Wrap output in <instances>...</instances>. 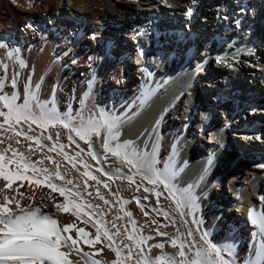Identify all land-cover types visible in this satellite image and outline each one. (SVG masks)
<instances>
[{"label": "bare ground", "instance_id": "6f19581e", "mask_svg": "<svg viewBox=\"0 0 264 264\" xmlns=\"http://www.w3.org/2000/svg\"><path fill=\"white\" fill-rule=\"evenodd\" d=\"M61 1L0 0V43L7 45V48H0V61L8 65L4 92L9 95L14 91L18 92L20 95L18 103H22L25 96V85L30 84L29 91L36 92L41 101H50L54 96L57 110L62 114L71 111V114L76 117V123H79L81 115L86 119L89 115L98 113L101 108L112 115L119 116L121 121L119 142H129V150L135 149L138 153L147 154V158L154 159L156 167L161 170H164L165 165H167L171 182L177 188L190 193L195 199L198 209L192 215L181 218L175 211V204L172 199L165 198L167 192L157 197L156 192L162 191L163 186L157 185L156 192L145 191V188L151 189L153 186L147 181H142L139 175H132L130 166L122 163L111 153H106L102 147L101 138L95 136L92 138L93 147L90 150L85 140H81L75 133H69L59 124L43 128L36 124L32 125L33 130L28 134L40 137L42 148L38 147L34 140H26L23 135L18 137L20 143L17 144V137L11 131L7 132L6 135L12 136L13 139H5V143L0 147H6L8 143H11L14 148L23 152L26 157L33 161L45 156L53 157L60 164V171L66 174L67 178L73 179L83 194L82 198L70 197V199H76L77 203L81 204L88 201L93 205H100L98 211L105 214L101 217L93 209L84 207L80 210L81 216H84L85 212H92L93 222L98 223L103 219L107 222L106 227L112 232L116 231L112 228L113 223L120 228V234L115 236L113 241H109L101 235L100 242L95 245L89 246L85 245L83 241L80 242L81 248L89 252L93 259L101 261V264L117 259L115 253L109 249V244L122 249L123 244H129L133 246L134 252L138 251L135 247L136 241L127 239L128 234L132 231V220L136 221L135 235L137 239L140 236L153 237L141 245L145 253L152 257L161 254V252H177L181 240H191V237H187V229L191 228L195 233L196 228L201 227L202 230H208L211 233L210 239L214 243L233 245L236 264H243L245 259L252 257L254 246L260 243V237L254 238L256 231L250 230L249 225H244L243 220L236 217V213L230 214V211L237 210L244 218V214L248 213L250 209L259 212L264 208L261 202L264 192H260L261 195L256 190V184H260L264 179V172L261 173L264 169V157L257 151L263 149L258 142L264 138V79L256 80V84L252 77L258 76L259 71L264 68V53L262 52L264 50V28H260L261 22H258L255 17H251L249 19L250 27L242 31L236 43L229 48V50L235 48L236 44L243 41L247 33L251 32L253 44L249 48L252 50L242 52L238 49L233 51L236 54L227 53L220 60L211 56L206 59L204 64H200L204 60L201 59L204 56L200 54H203L208 47L207 33L214 32L212 31L213 26H220L218 19L222 17V10L219 12L221 17L217 19L213 18L215 13L219 7L225 9L232 7L233 1L236 0H67L66 9L61 7ZM146 6L148 9L168 6V12H173L176 15L183 14L187 9L190 11V8L194 6L193 11L189 12L192 25L188 26V21H186V24H181L179 27L187 28L189 30L188 36L193 37L196 57L182 69L181 64L184 59L182 53L186 47H178L175 57L164 58L161 68L159 70L156 68V79H150L151 67L148 64L147 82H139V76L136 72L140 71L136 70L135 72L134 69L140 68L142 70V67L132 66L128 62L129 70L124 71L117 67L120 65L127 69V60L122 61L123 65L118 64L114 67L112 62L110 64L106 62L109 57L107 53H111L112 57L114 56L113 52L118 53L117 48L113 45L119 44L116 43L117 38H114L113 41L109 39V42L112 41V43L107 40L104 47L99 42L103 37H112L113 31L118 32L116 36L120 34L123 36V33L128 36L130 29L121 27L115 30V22H122L125 15L127 16L139 9L143 10ZM63 13L66 15L65 18L62 16ZM105 15L115 22L99 27V22ZM90 16L93 18L91 24H89ZM212 18L213 22H211ZM88 24L95 33L89 36V40L92 38L91 43H89L92 46L91 51H88L89 48L86 47L85 41L80 37ZM75 28H80L76 34L74 33L76 32ZM127 30L129 32H125ZM67 33H70V37L67 36ZM120 40L122 41V39ZM93 41L96 42L93 43ZM223 48L224 46L221 47V49ZM13 49H19V52L9 59L6 53ZM108 49L109 52H107ZM99 55H102V59H99ZM17 56L23 60L25 67H20ZM88 56L89 61L93 60V65L99 66L97 72L93 68L90 70V63L89 61L86 62ZM123 59L127 58L122 57L121 60ZM135 61L137 64L145 63L138 56ZM86 64L85 81L83 76L85 74L84 65ZM129 71H133V74L127 80V72L129 73ZM17 73L19 76L16 87L13 88L11 82ZM207 74L210 75L209 80L205 79ZM215 75H228L235 79L242 76L243 84H236V87L241 90V94L233 96V99L261 104L259 107L249 109L248 114L253 120L251 121L246 116V123L240 127L242 131L234 132L233 138L228 140L231 143H227L225 148L218 153L208 150L205 147L206 143L196 141L197 135L203 139L207 136L202 131L197 130V127L190 128L187 125L190 116L195 118L196 112L201 110V105L208 106L211 103L209 98L214 94L213 87H221V78L218 82L217 79L214 80ZM249 77H252V80L248 81ZM3 78L4 69L0 67V79ZM92 78L93 81L88 84ZM37 84L40 85L38 91L36 89ZM148 84L151 86H147ZM246 85H249L248 90L252 92L250 96H245ZM148 87L151 88L148 89ZM170 87L173 88L171 94L168 92ZM186 95H188L187 98H185ZM29 99L31 98L29 97ZM31 102L35 104V101ZM191 102L196 104H191ZM243 105L239 102L238 106L242 108ZM216 107L219 111L222 109L219 104ZM156 110L158 114L152 120V115ZM219 111L214 112L211 116V118L213 117L212 124H216L217 119H222ZM233 121H231V125L224 127L232 135ZM144 122L147 124L150 122V126L147 127V124L142 126ZM21 128L27 131L28 126L26 124L17 126L18 130ZM2 131L0 129V132ZM214 131L212 130L209 135L213 134ZM57 133H59L58 142ZM69 135H72L74 143L69 141ZM49 136L52 137L51 140L47 139ZM2 138L4 137L0 136V139ZM254 139L257 140L255 146L248 142ZM194 141L196 142L194 143ZM29 144L32 145V151L28 149ZM54 144L55 150L49 151V148ZM61 144L64 145L62 150L59 147ZM235 148L244 157L258 155L259 162L245 164L241 160H237L234 164L233 160L240 155ZM253 150L255 151L254 155L251 154ZM90 151L95 152L96 159L89 155ZM226 152H230L233 173L230 181L227 180V176L224 178L226 182H229L230 191L234 194L233 196L225 193L228 196L227 203L217 195L219 189H217V182H221V180L215 177L216 172L223 173L217 160L222 157V153L226 155ZM64 153L68 154L69 159L65 158ZM202 158L207 159L208 165L206 167L198 165V159ZM44 166L53 172L56 171L55 165L46 159ZM99 169H103V171H99ZM117 169L120 171L117 172ZM85 171L90 172L101 183L97 184L96 180L85 176L83 174ZM105 173L109 175H105ZM130 175H132L131 180L128 179ZM197 178L203 182L202 185L195 184V188L189 189L190 184L188 182H194ZM212 179L216 180L214 190L210 187ZM85 181H87V187L84 185ZM105 182L108 187L104 186ZM19 183L17 181V185ZM58 183L62 184L63 181H58ZM138 185L139 187H137ZM96 189H99V195H97ZM261 189L264 190V188ZM201 190L203 194H200ZM20 192L24 193L25 196L34 195L33 202L41 206L44 212L52 214L60 224L75 223L77 227H83L85 231L90 233L89 238H95V229L91 224H83L71 212L64 213L54 207L53 200L58 203H65L64 197L60 196L58 192H53L44 185L30 187L27 181L23 182ZM100 196H103L109 203L105 204ZM158 200L159 203H157ZM126 201L127 203H125ZM2 202L0 200V203ZM23 203L26 204L28 201L25 200ZM228 203L231 207L233 204L236 205V209L228 208ZM154 209L156 210L154 211ZM223 209H225L224 212L218 213ZM164 211L170 213L169 218L164 217ZM126 212H131L132 216L125 215ZM145 212L148 213L147 216L144 214ZM173 219L175 223L172 222ZM193 219L202 220V225L193 224ZM153 220L157 223L153 224ZM183 220H187L188 223H183ZM125 228L128 229V232L124 231ZM157 228L160 232H166L168 235H158ZM103 231L104 226H101V232L103 233ZM69 234L75 238L74 229ZM177 236L180 237L177 246L172 247L170 240ZM196 237L199 238V233H196ZM159 243H164L163 249L151 247ZM63 250L67 251V249ZM126 252L127 249H123L121 260H123ZM224 255L228 258L226 253ZM69 258L77 261L78 264H84V261L75 254L70 255ZM125 264H135V261L134 259L129 260Z\"/></svg>", "mask_w": 264, "mask_h": 264}, {"label": "snow or ice", "instance_id": "6c2138e0", "mask_svg": "<svg viewBox=\"0 0 264 264\" xmlns=\"http://www.w3.org/2000/svg\"><path fill=\"white\" fill-rule=\"evenodd\" d=\"M0 48H7V45L0 43ZM18 52L19 49H13L8 51L6 55L11 59ZM17 59L20 67H25L23 60L19 59L18 56ZM0 67L4 69V78L0 79V118H2L0 129L3 130L0 132V136L4 138L0 139V145L5 143V139H13L12 136L6 135L7 132L11 131L17 137V144L20 143L18 137L23 135L26 140H34L36 145L42 148L40 137L28 134L33 130L32 125L36 124L43 128L59 124L67 129L69 133H75L81 140H85L90 150L93 147L92 138L94 136L101 138L102 147L106 153H111L122 163L130 166L132 175H139L142 181H147L148 184L153 186L151 189L145 188V191L156 192V186L162 185V191L156 192L157 197L167 192L165 198L172 199L175 204V211L181 218L192 215L198 209L192 195L177 188L171 182L167 165H165L164 170H161L156 167L154 159L147 158V154L138 153L135 149L129 150V142H119V125L121 123L119 116L112 115L101 108L98 113H93L86 119L81 115L79 123H76V117L71 114V111L62 114L57 110L54 96L50 101H41L36 92L29 91L30 84L25 85L23 102L18 103L20 99L18 92L14 91L10 95L4 92L8 65L0 61ZM18 76L19 73L13 76L11 82L13 88L16 87ZM39 88L40 85L37 84V91ZM31 101H35V104ZM22 124L28 126L27 131L22 128L17 129V126ZM47 139L51 140L52 137L49 136ZM56 139L58 142L59 133H57ZM68 139L73 143L75 142L72 135H69ZM59 147L62 150L64 145L61 144ZM28 149L32 151L31 144L28 145ZM54 150L55 144L49 148V151ZM89 155L93 159L97 158L93 151H90ZM64 156L69 159L67 153H64ZM45 159L55 165L56 171L53 172L44 166ZM73 166L75 167V164ZM85 168H87V165H85ZM99 171H103V169H99ZM116 171L119 172L120 170L117 169ZM83 174L96 180L97 184L101 183L90 172L85 171ZM105 175L109 174L105 173ZM132 175L128 177L129 180L132 179ZM17 181L20 182L19 185H17ZM24 181H27L28 185L33 188L34 186L44 185L53 192H58L60 196L64 197L65 203H58L53 200L54 207L64 213L71 212L83 224H91L95 229V238H89L90 233L85 231L83 227H77L75 223L60 224L52 214L44 212L41 206L33 202L34 195L25 196L24 193L20 192V187H23ZM58 181H63V183H58ZM84 185L85 187L88 186L87 181L84 182ZM104 186L108 187L106 182ZM96 192L99 195V189H96ZM82 196L79 186L74 183L73 179L67 178L66 174L60 171V164L53 157L45 156L33 161L26 157L23 152L14 148L11 143H8L6 147H0V200L3 201L0 203V264H78L77 261L69 258L72 254L79 256L84 264H101V261L93 259L89 252L81 248L80 242L83 241L85 245L89 246L95 245L100 242L101 235L109 241H113L114 237L120 234V228L113 223L112 228L116 231L112 232L106 227L107 222L103 219L98 223L93 222L92 212H85L84 216H81L80 210L84 207L93 209L101 217L105 215L98 211L100 205H93L88 201L81 204L77 203L76 199H70V197L82 198ZM100 199L105 204L109 203L103 196H100ZM25 200L28 203H23ZM261 200L264 203V198H261ZM157 203H159V200ZM184 209H187V211H184ZM144 214L148 215L147 212ZM125 215L131 217L132 213L126 212ZM163 215L167 219L170 213L164 211ZM248 215L251 223L257 226L254 238L259 236L260 243L254 246L252 257L245 259L243 264H264V208L259 212L250 209ZM172 222L175 223V220L173 219ZM152 223L157 222L153 220ZM183 223L187 224L188 221L183 220ZM192 223L202 225L203 221L193 219ZM131 224L132 231L128 234L127 239L136 241L135 247L138 251L134 252L132 245L123 244V241H121L123 249H127L123 260H121L123 249L109 244V249L115 253L117 259L105 262V264H125L126 261L133 259L135 264H236L234 246L226 243H214L210 239L211 233L208 230H202L201 227H197L195 233L191 228L187 229V237H191V240H181L177 252H161V254L152 257L150 254L145 253L141 245L153 237L140 236L137 239L135 235L136 221L132 220ZM101 226H104L103 233L101 232ZM73 229L76 233L75 238L69 234ZM124 231L128 232V229L125 228ZM156 232L161 236L168 235L166 232H160L159 228L156 229ZM177 232H179V229H177ZM196 233H199L198 239ZM179 239V236L171 238V246L176 247ZM164 246V243H159L151 247L163 249ZM63 249H67V251ZM225 253L228 258L225 257Z\"/></svg>", "mask_w": 264, "mask_h": 264}, {"label": "rangeland", "instance_id": "374dc122", "mask_svg": "<svg viewBox=\"0 0 264 264\" xmlns=\"http://www.w3.org/2000/svg\"><path fill=\"white\" fill-rule=\"evenodd\" d=\"M67 8V7H66ZM65 8V9H66ZM147 8V6L145 7V9ZM144 9V10H145ZM67 11V10H66ZM81 15V14H80ZM62 16L65 18V14L63 13L62 14ZM92 19L93 18H91V16H90V18H89V24H91V23H93L92 22ZM87 25L85 28H84V31H83V35L82 36H80L81 37V39H83L84 41H85V43H86V47L87 48H89V50L88 51H91V47L92 46H90V44L89 43H91V41L89 40V36H90V34H92L93 33V30L89 27L90 25ZM93 25V24H92ZM79 29L80 28H75V30H76V32H74L75 34L77 33V32H79ZM125 32H129V30H127V31H125ZM95 33H93V35H94ZM123 36H125V33H123ZM123 36L120 34L119 36L117 35L116 37H115V39L117 38V40H116V43H121L122 41L120 40V39H122L123 38ZM111 38L112 37H103L102 39H101V44L103 45V43H104V45H106V41L107 40H111ZM119 39V40H118ZM94 42H96V41H93V43ZM93 45V44H92ZM104 47V46H103ZM114 47H116L117 48V50L118 51H120L121 49H120V47L118 46V45H115ZM119 48V49H118ZM245 50H247V51H249V50H252V48H247V49H241V51L242 52H244ZM263 53H264V50L262 51ZM234 53V52H233ZM113 54H114V56L113 57H117V55H118V53L116 54V53H114L113 52ZM234 54H236V53H234ZM200 55H203V54H200ZM112 56L110 57H108L107 59H106V62H108L109 64H110V62H112V66L114 67V66H116V65H118V64H124L123 62H124V60H127V64H128V62H129V60L128 59H123V60H121V59H117V58H113ZM202 60L204 59V57H202L201 58ZM112 60V61H111ZM93 61V60H92ZM91 61V63H93ZM123 61V62H122ZM107 63V64H108ZM130 63V62H129ZM133 63H134V60H133V62H132V66H135V65H133ZM105 67H106V65H105ZM104 67V68H105ZM136 67V66H135ZM121 68H122V66H121ZM129 64L127 65V69H124L123 68V70L124 71H128L129 69ZM130 69H131V67H130ZM136 70H139V71H142L140 68H136V69H134V71L136 72ZM133 71H129V73L127 72V74H128V78H127V80H129V78H130V76L133 74L132 73ZM137 73V72H136ZM208 75V76H207ZM206 76H205V79L206 80H209L210 79V75L209 74H207ZM221 78V75H215V78H214V80L215 79H217V81L219 82V79ZM126 80V81H127ZM208 82V81H207ZM188 97V95H186L185 96V98H187ZM185 98H184V100H185ZM209 100L210 101H212V96H211V98H209ZM184 104H186V102H184ZM209 105V104H208ZM219 105H221V108L223 107V105L222 104H219ZM261 104H258V103H256V102H252V105H250V106H246V108H245V110H244V108H239V106H237V108H238V111H237V113H236V115L233 117V119L231 120V121H233L234 122V125H233V135L231 136V138H233V136L235 135V133L236 132H241L242 130L240 129V127H241V125L242 124H244V123H246V121L245 120H247V118H246V116L248 117V119H250L251 121L253 120L252 119V117L250 116V114H248V111H249V109H251V108H256L257 106L259 107ZM207 106H203V105H201V110L200 111H198V112H196L197 113V115H196V117L194 118V117H192L191 118V116H190V121H189V123L187 124L190 128H192V127H197V130H200V131H202L205 135H207V132H211L212 130H214V129H217V128H221V124H222V119L221 120H219V119H217V122H216V124H212L211 122H212V118L210 117V120L208 121V124H206V120L205 121H200V120H198V117H199V115L201 114V113H203V112H206L207 110L205 109ZM247 109V110H246ZM216 111H219L218 110V107H216V110H215V112ZM243 111V113L241 114V112ZM220 113H222V109H220V111H219ZM188 114V113H187ZM192 119V120H191ZM215 119V118H214ZM230 121V123H229V125H231V122ZM261 124H262V122H261ZM240 125V126H239ZM225 126H223L222 127V129H226V128H224ZM227 127H228V125H227ZM241 130V131H240ZM235 132V133H234ZM202 134V133H201ZM206 137V136H205ZM195 139H196V141L198 140V142L199 141H202V142H206V144H205V147H207L206 145L208 144V141H207V137L206 138H201V137H199L198 135L195 137ZM200 139H202V140H200ZM196 141H194V143L196 142ZM227 143H231V141H228ZM236 149V151H237V153H240V155H238V157L235 159V160H233L234 161V164H235V162H237V160L238 161H242V163H245V164H248L249 162H256V159L258 160L259 159V156L257 155V156H250V158H249V156H242V154H241V152L240 151H238L237 150V148H235ZM227 158V155H224L223 153H222V157H220V159H218L217 160V163H219L220 165H221V169H222V172L223 173H220V172H216L217 173V175L215 176L216 177V179H219V180H221V182H217V185H218V187H217V195H219L220 196V198L221 199H223L226 203H227V199H228V196H226L225 195V193H228V194H230V195H233L234 196V194L230 191V187H229V182L228 181H230V178H231V176H232V173H233V168H231V164H232V160H227L226 159ZM251 158H256V159H251ZM216 162V161H215ZM214 162V163H215ZM210 164V163H209ZM213 172H215L213 169H211ZM212 175V174H211ZM208 176V175H207ZM224 176H227L226 178H228L227 180V182L225 181V178H224ZM213 178V177H212ZM218 180V181H219ZM220 183H222L221 185H220ZM216 185V180H213L212 179V185L210 186L211 188H213L212 190H214L216 187H215V185ZM262 184V183H261ZM222 186V187H221ZM223 191V192H222ZM262 195V194H261ZM223 196V197H222ZM218 197V196H217ZM239 201V200H238ZM232 204V203H231ZM227 207L228 208H232V209H236V206L233 204V206L231 207L230 206V203H228L227 204ZM227 208V209H228ZM225 211V209H223L222 211H218V213H220V212H224ZM234 213H236V214H238L237 213V210H231L230 211V214H234ZM236 217H239V216H236ZM240 218L243 220L242 222L244 223V225L245 224H247V226L249 225V229L251 230L252 229V227L250 226V224L248 223V221H246V217H244V218H242V215L240 216ZM240 221V220H239ZM216 231V230H215Z\"/></svg>", "mask_w": 264, "mask_h": 264}]
</instances>
